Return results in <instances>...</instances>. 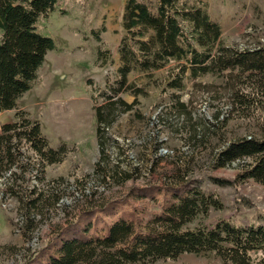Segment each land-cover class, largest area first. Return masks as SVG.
Wrapping results in <instances>:
<instances>
[{"label": "rangeland", "instance_id": "374dc122", "mask_svg": "<svg viewBox=\"0 0 264 264\" xmlns=\"http://www.w3.org/2000/svg\"><path fill=\"white\" fill-rule=\"evenodd\" d=\"M200 1L219 24L223 46L237 50L264 47V0ZM123 2L57 0L53 11L35 23V31L51 38L53 48L47 51L31 87L17 99L16 109L4 115L14 121L15 111L23 110L39 124L48 147L64 146L66 154L60 163L39 164L36 172L28 173V167L24 179L14 186L17 194L3 192L1 186L0 264H24L80 211L110 201L118 202L121 210L131 208L148 223L168 198L163 187L183 181L218 196L223 204L221 211L211 210L202 224L212 225L220 219L245 226L263 222L264 185L239 179L241 162L214 164L218 149L264 127V101L244 112L248 114L244 117L232 110L236 72L187 79L181 91L165 87L173 63L149 76L129 74L128 80L144 93L126 112L117 114L122 106L114 105L115 119L102 131L101 149L92 106L104 104L117 80ZM99 49L109 53L105 64L97 61ZM118 96L127 103L134 100L128 93L113 99ZM20 149L30 164L37 163L24 143ZM98 161L99 168H95ZM113 171L131 177L119 182ZM28 190L33 193L23 195ZM36 196L34 205L27 203V197ZM97 216L104 218L103 213ZM150 264L222 263L214 254L185 253Z\"/></svg>", "mask_w": 264, "mask_h": 264}, {"label": "trees", "instance_id": "16d2710c", "mask_svg": "<svg viewBox=\"0 0 264 264\" xmlns=\"http://www.w3.org/2000/svg\"><path fill=\"white\" fill-rule=\"evenodd\" d=\"M56 3L57 0H0V113L16 109L17 99L31 87L47 51L53 48L51 38L35 31V23L53 11ZM121 27L124 34L116 46L119 65L115 86L104 104L92 106L101 149L102 131L115 119L114 105L122 106L117 114L126 112L144 93L128 80L131 73L149 76L173 63L165 87L181 91L187 79L236 72L237 85L230 97L232 110L244 117L248 115L244 112L258 108L264 101V47L237 50L223 46L220 26L210 18L204 2L155 0L150 5L143 0H124ZM108 54L99 49L97 61L107 63ZM120 93L131 95L133 102L127 103L120 96L114 100ZM175 105L184 107L182 103ZM22 143L33 152L36 164H30L23 155ZM65 154L64 146L48 147L39 124L17 109L14 121L1 126L0 190L3 186V192L17 194L14 186L24 179L28 167V173L36 172L39 164L60 163ZM236 161L241 162L239 179L264 185V127L258 133L229 141L214 154L216 167ZM99 165L98 161L94 166ZM113 173L119 182L131 177L125 172ZM162 190L168 198L148 223L137 218L131 208L121 210L115 201L84 209L24 264H150L185 253L214 254L222 264H264V219L256 226L234 225L227 219L207 226L201 221L209 212L223 209L218 196L206 194L186 181ZM32 193L28 190L23 195ZM26 199L34 205L38 197ZM100 213L103 219L97 216Z\"/></svg>", "mask_w": 264, "mask_h": 264}, {"label": "crops", "instance_id": "0c3cea01", "mask_svg": "<svg viewBox=\"0 0 264 264\" xmlns=\"http://www.w3.org/2000/svg\"><path fill=\"white\" fill-rule=\"evenodd\" d=\"M8 112V110L6 111H2L0 113V131H1V126L5 123H9V122H12V119L11 118H7L8 116H5L4 113Z\"/></svg>", "mask_w": 264, "mask_h": 264}, {"label": "built area", "instance_id": "2783aa9c", "mask_svg": "<svg viewBox=\"0 0 264 264\" xmlns=\"http://www.w3.org/2000/svg\"><path fill=\"white\" fill-rule=\"evenodd\" d=\"M10 172H7L6 175H9Z\"/></svg>", "mask_w": 264, "mask_h": 264}]
</instances>
